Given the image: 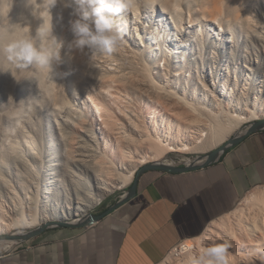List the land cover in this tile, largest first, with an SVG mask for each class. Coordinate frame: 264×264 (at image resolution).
I'll list each match as a JSON object with an SVG mask.
<instances>
[{
	"label": "bare ground",
	"instance_id": "6f19581e",
	"mask_svg": "<svg viewBox=\"0 0 264 264\" xmlns=\"http://www.w3.org/2000/svg\"><path fill=\"white\" fill-rule=\"evenodd\" d=\"M143 1L131 0L132 17L124 24L115 23L123 39L111 54L91 62L73 47L71 60L77 68L71 83L77 94L92 102L93 115L72 106L70 74L58 64V79L49 83L51 100L63 105L67 114L57 122L56 136L52 134L45 146L33 141L0 153V246L4 249L0 254L43 224L85 221L90 216L87 211L114 188L134 182L140 166L161 163L172 152L212 150L245 132V123L264 118L262 0H249L247 5L239 1L235 21L243 26L236 30L232 22L216 23L217 32L209 36L184 29L178 14L180 0ZM218 2L207 1L201 19L208 21V15L217 13ZM165 13L174 25L170 38V30L149 25L153 18L159 24ZM195 19H190L191 25ZM138 22L144 25L138 28ZM225 27L228 38L220 32ZM206 159L187 158L186 165ZM172 161L163 163L177 165ZM245 201V206L212 220L192 239L196 246L184 240L192 250L189 255L224 244L229 264H264V189L254 190ZM13 229L18 231L15 238H2ZM171 250L160 264H183L185 258L178 259L184 254L177 256Z\"/></svg>",
	"mask_w": 264,
	"mask_h": 264
},
{
	"label": "crops",
	"instance_id": "0c3cea01",
	"mask_svg": "<svg viewBox=\"0 0 264 264\" xmlns=\"http://www.w3.org/2000/svg\"><path fill=\"white\" fill-rule=\"evenodd\" d=\"M134 182V194L97 221L48 227L1 253L0 264L160 263L179 242L232 210L245 192L264 185V128L208 165L181 172L148 168Z\"/></svg>",
	"mask_w": 264,
	"mask_h": 264
},
{
	"label": "rangeland",
	"instance_id": "374dc122",
	"mask_svg": "<svg viewBox=\"0 0 264 264\" xmlns=\"http://www.w3.org/2000/svg\"><path fill=\"white\" fill-rule=\"evenodd\" d=\"M180 1H181L180 6H179L180 10H178L179 11L178 14H180V16L182 18V24L184 25V29L185 28L187 29V27H188V31H190L191 33L205 32L206 34H208V36L214 35V33L217 32L215 30L216 28H214L215 26L217 27L216 23H223V25L225 26L226 25L225 22L226 23L232 22L233 24L237 25L235 27L236 30H239L241 28L240 26H243V25H241L242 22L238 23L235 21V19H236L235 15L239 12V10L241 8L240 3H239V1L242 2L241 0H219L218 4L220 7H219L217 13H212L211 16L208 15V19H209L208 21L201 19V16H202L201 9L206 11L207 10L206 9L207 8L206 2L208 1V3H210L213 0H180ZM24 2H25V0H12V6L8 11L9 0H0V38H2L4 42H7V40L10 38L8 32L5 31V29L9 26L8 22L10 24H14L18 21L21 13L28 14V10L25 9V7H24ZM39 2H40V0H37V3H39ZM142 3H144L143 0H142ZM153 4H155V3H153ZM244 4H246V5L249 4V0H244ZM158 6H159L160 11L164 10L163 6H160V4ZM260 6L262 8H264V1L263 0L260 1ZM74 8H75L74 0H65L64 5L57 3L54 7L48 9V11L50 12V15H51V22L53 25V36H55L58 40L64 41V46L62 47L61 53H60L61 54V62L59 63V66L64 72H68L70 74V77L68 78V85H69L68 96L70 97V99H72L71 103L74 104L72 106L76 107V109L77 110L79 109L81 112H86V113L88 112V113L93 115V109H91L92 108V102L86 97V95L77 94L75 92L76 91L75 88H73L72 83H71V81L74 80V76L71 73H73V71L77 68L76 67L77 64L75 63L74 59L72 58V60H71V57H73L72 56L73 55L72 54L73 47L70 46L71 42L74 40V34L71 31V28H70L71 23H69V22L76 19V16L73 15V13H72V12H74ZM197 9H199V10H197ZM255 9L257 10V8H255ZM7 11H8V14H7ZM40 11H43V9H41ZM148 13H150V9H148ZM42 15H44L45 19H47L46 13H42ZM132 15H133L132 10H130L126 14L123 13L121 15H118L117 17H115V23L124 24V20L126 18L129 20L132 17ZM174 15H175V13H174ZM169 16L170 15L168 13H165L164 18L159 19L161 21L159 24H158L159 21H157L156 18H155V20L153 18L149 21L150 26L154 25V27H158V29H160L162 31L163 30L164 31L170 30V34H168L169 35L168 38H170L171 34L174 32V25H173V22L171 21V19L169 18ZM7 17H8V21H7ZM193 17H196V19L194 21L195 23L193 25H191L190 19ZM141 21H145V18H143V16L141 17ZM31 22H32V29L34 32L35 29L41 23H43V19H42V17H37V18H35L34 21L31 20ZM68 25H70V26H68ZM143 25H144L143 23L138 22V28L143 26ZM144 28H145V26H144ZM146 28H148V26H146ZM130 30H131V28H130ZM125 31H126L125 33H128L127 28L125 29ZM220 32L221 33L223 32L222 35L224 38H228L229 33L227 34L226 27L224 28V30H220ZM243 32H244L243 34L246 35L245 31H243ZM131 34H132V32L130 31V35ZM188 34H189V32H188ZM13 35L19 36V35H21V33L19 31H16L15 33H13ZM165 35H167V34H165ZM168 38H167V41H169ZM150 39L153 40L152 38H150ZM83 53H84L86 58L91 60V62L97 61V59H100V57L104 55V53H98V54H93V56L91 57L90 53L87 50L83 51ZM260 58H261L260 61H262V63H264V57H260ZM73 63H75V64H73ZM18 71L19 70H17V72ZM45 74H46V72L42 69L20 70L19 75L33 76L34 79L27 78V77H21L20 79H16L12 75L11 72L0 71V143H1L0 144V151H2L0 153L8 154L7 152H10L13 149H15L17 147V145H19L17 148H19V147L24 148L25 143H32L33 141H34V143L36 142L37 145L40 147L43 145L45 146L47 144V141L52 139L51 138L52 134L54 136H56L57 130H55V127L57 125V122L58 121L62 122V120L65 119L64 117L67 114V112L64 110H67V109L63 105L61 106V104L59 102H58V106H57L56 104H54V100H51V99H53L52 98L53 97V91L50 89L49 86L52 84L53 81L48 79L47 75H45ZM43 75H45V76H43ZM56 78L58 79V75L54 77V80ZM49 83H50V85H49ZM42 87H44V88H42ZM45 90H47V91H45ZM35 94H36V96H35ZM51 95H52V97H51ZM45 97H46V100H44ZM84 97L87 98V99H85L86 102L88 100L90 102L88 101L86 103L83 100ZM25 101H26V103H24ZM59 101H62V98H60ZM83 101L85 104L83 103ZM86 104L88 107L86 106ZM83 105L85 108L83 107ZM57 107L59 109L60 108L61 109L59 110ZM62 107H64V109ZM81 109H83V110H81ZM94 117H96V119H97V115H95V113H94ZM261 119H264V118H261ZM261 119H256V120H261ZM254 121L255 120H251V121L245 123L243 125V128L248 127L249 124H251ZM98 123H99V120H98ZM11 128H13V129H11ZM29 135H31V136H29ZM43 137H45V138H43ZM34 138H35V140H34ZM29 139H30V141H29ZM8 141H10L11 143H8ZM3 142H7V144L3 143ZM225 143H226V141L223 142L222 144H220L219 146L215 147L214 149L222 146ZM13 145L15 147H13ZM10 147H11V150H10ZM214 149H212V150H214ZM212 150L205 151V152H191V153H186V154H179V153L172 152V153L167 154L165 156V158L160 162L161 163L167 162V161L171 162L173 160L172 162H174V163L177 162L176 163L177 165H185L187 158H189V159H205V158H207V155ZM149 163H151V162H149ZM144 165H146V164H144ZM144 165H142V166H144ZM142 166H140L138 168V170ZM137 171H136V173H137ZM136 173H135V175H136ZM130 184L125 185V186L120 187V188H114L112 192H109V194L107 196H105V198L101 201V203L99 205H95L92 208H90L85 215H89L91 213H94L95 211H101L104 209V206L106 205L107 202L116 201L117 199H119L120 197L125 195L126 194L125 191H127ZM256 189H264V185H259V186L253 187L250 190H248L247 192H245L235 207L245 206V204H246L245 198L251 192H253ZM52 227H56V226H52ZM23 230H25V229H23ZM17 235H18L17 229H13V230L8 231L5 235H2V238L8 237V238L13 239ZM0 239H1V236H0ZM27 240H29V238L17 240L16 243L12 244V246L8 247V248L11 249V248L17 247L19 244H21ZM191 242H193V244L196 246V244H197L196 241L192 240ZM3 250L4 249H1V246H0V252H2ZM166 256H169V255H166ZM184 258H185V256H182L180 259H178V261L179 260L183 261ZM160 263H158V264H160Z\"/></svg>",
	"mask_w": 264,
	"mask_h": 264
},
{
	"label": "clouds",
	"instance_id": "9594fccd",
	"mask_svg": "<svg viewBox=\"0 0 264 264\" xmlns=\"http://www.w3.org/2000/svg\"><path fill=\"white\" fill-rule=\"evenodd\" d=\"M57 3L64 5L65 0H40L39 3L25 0L28 14L21 13L14 24L8 22L5 31L10 38L7 42L0 38V71L11 72L16 79H34L33 76L19 75L20 70L42 69L48 79L54 81L64 41L53 36L48 9ZM74 4L76 19L70 22L74 40L70 46L79 51L87 50L91 57L98 53L111 54L123 39L122 30L115 25V17L131 10V0H74ZM11 6L12 0H9L8 11ZM42 13L47 14V19ZM37 17H42L43 23L33 32L31 20ZM16 31L21 35H13ZM191 251L187 245L181 249L185 256L183 264H229L227 245L202 247L198 254L189 255Z\"/></svg>",
	"mask_w": 264,
	"mask_h": 264
},
{
	"label": "water",
	"instance_id": "95a60500",
	"mask_svg": "<svg viewBox=\"0 0 264 264\" xmlns=\"http://www.w3.org/2000/svg\"><path fill=\"white\" fill-rule=\"evenodd\" d=\"M264 128V119L261 120H255L254 122H252L251 124H249V126L247 127L246 131L243 132L242 134H239L237 136L232 137L230 140H228L225 144H223L222 146L212 150L208 155H207V159L200 163V164H193V165H168L165 163H148L144 166H142L139 171L136 173V177L137 175L142 172L145 169L148 168H154V169H160V170H165V171H171V172H181V171H187V170H192V169H196L205 165H208L210 163H212L213 161L217 160L218 157L220 156V154L228 147H230L231 145H234L236 143H238L239 141H241L246 135L255 132L257 130H260ZM135 177V179H136ZM135 181V180H134ZM134 188H135V182H133L129 189L126 191L125 196H123L122 198H119L112 206H109L108 208H106L104 211L100 212V213H91L89 218H87L85 221H82L78 224H68V223H64L61 222L60 226H77V227H84V226H88L90 224H92L93 222L97 221L98 219H100L102 216H104L105 214H107L108 212H110L111 210H113L114 208L120 206L122 203L125 202V200H127V198L131 197L134 194ZM52 226H56V225H51V224H43L40 227L31 230L30 232H28L27 234L18 237V240L20 239H28L34 235H36L37 233L45 230L48 227H52Z\"/></svg>",
	"mask_w": 264,
	"mask_h": 264
},
{
	"label": "built area",
	"instance_id": "2783aa9c",
	"mask_svg": "<svg viewBox=\"0 0 264 264\" xmlns=\"http://www.w3.org/2000/svg\"><path fill=\"white\" fill-rule=\"evenodd\" d=\"M99 205V204H98ZM185 246V242L181 241L176 246H174L171 250L172 253H175L177 256H182L181 249Z\"/></svg>",
	"mask_w": 264,
	"mask_h": 264
}]
</instances>
